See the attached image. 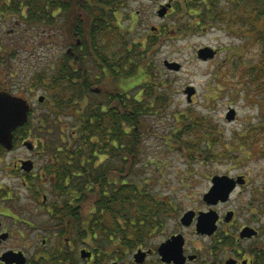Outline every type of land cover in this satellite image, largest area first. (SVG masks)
Masks as SVG:
<instances>
[{"label": "trees", "instance_id": "obj_1", "mask_svg": "<svg viewBox=\"0 0 264 264\" xmlns=\"http://www.w3.org/2000/svg\"><path fill=\"white\" fill-rule=\"evenodd\" d=\"M124 1L0 0V88L12 91L7 83L17 50L22 45L33 51L41 47L43 54L29 79L32 87L48 91L40 104L45 109L37 114L31 109L19 129L46 141L48 156L60 164V170H53L55 191L68 198L65 204L94 207L95 220L156 222L173 207L139 180L136 164L148 131L145 115L164 112L168 93L161 89V79L155 82L146 56L155 39L135 42L118 22ZM175 10L174 32L220 25L254 42L257 61L245 70L242 60L236 67L264 88V0H210L208 5L203 0H177ZM227 48L235 54L233 47ZM104 79H109L110 88L102 85ZM184 115L182 125L172 132L176 137L200 126ZM257 136L264 138V120L232 137L233 157H246L252 145L263 151ZM194 140L190 145H198ZM217 141L206 140L208 158L219 156L214 150ZM250 196L257 214H264V178ZM260 221L254 252L257 264H264Z\"/></svg>", "mask_w": 264, "mask_h": 264}, {"label": "rangeland", "instance_id": "obj_2", "mask_svg": "<svg viewBox=\"0 0 264 264\" xmlns=\"http://www.w3.org/2000/svg\"><path fill=\"white\" fill-rule=\"evenodd\" d=\"M223 3L228 4V0ZM156 6L157 2L125 0L117 12L118 22L135 42L144 41L148 34V39H155L146 56L152 62L155 82L161 79V89L168 93L164 112L145 115L148 131L143 133L136 170L139 180L146 181L147 188L170 209L203 208L202 195L215 174L245 175L253 187L264 178V150L258 151L252 145L246 150V157L234 158V148L229 144L236 133L251 131L264 120V88L258 87L250 74L243 73L257 61L259 48L240 33L229 32L220 25L174 32L171 27L174 17H158ZM151 26L157 29L152 31ZM234 29L238 32L237 27ZM206 45L222 50L204 60L196 51ZM227 46L233 47L235 54ZM44 50L46 53L47 47ZM17 51L7 84H11L13 92L31 96L35 102L34 114L40 113L45 108L37 105L36 98L41 95L45 98L48 91L44 87H32L29 77L37 67L42 48L33 51L30 46L22 45ZM240 61L245 66L243 71L236 67ZM165 62L178 67H168ZM108 80L102 81L107 89L111 87ZM230 109L235 116L229 121L226 113ZM184 114L200 126L176 137L172 132L182 125ZM206 132L209 134L205 135ZM36 137L31 134L30 139ZM214 138L218 140L214 150L219 156L208 158L205 142ZM191 139L198 145H190ZM256 141L260 143L257 146H264V138L257 136ZM228 152H232V157L227 156ZM248 190H234L226 206L240 212V222L256 211L254 208L251 213L247 206L253 200ZM256 216L258 225L264 214L256 211Z\"/></svg>", "mask_w": 264, "mask_h": 264}, {"label": "flooded vegetation", "instance_id": "obj_3", "mask_svg": "<svg viewBox=\"0 0 264 264\" xmlns=\"http://www.w3.org/2000/svg\"><path fill=\"white\" fill-rule=\"evenodd\" d=\"M146 1L157 2L156 14L165 7L160 18L176 12L177 0ZM213 48L215 54L222 50ZM0 89L26 99L29 111L36 110L31 96ZM36 100L40 106L42 101ZM19 128L13 130L10 147L0 143V264H257L252 201L247 206L253 216L243 222L238 210L226 207L230 196L214 204L203 201V208H173L156 222L95 220L94 207L64 203L68 198L54 186L53 170H60V164L48 156L46 141L30 139V130L25 135ZM243 176L234 190L248 188L251 195L255 186ZM188 210L193 214L185 223L181 218ZM208 210L218 214L216 229L200 233L198 217ZM244 227L257 233L241 237Z\"/></svg>", "mask_w": 264, "mask_h": 264}, {"label": "water", "instance_id": "obj_4", "mask_svg": "<svg viewBox=\"0 0 264 264\" xmlns=\"http://www.w3.org/2000/svg\"><path fill=\"white\" fill-rule=\"evenodd\" d=\"M165 13V7L162 6L158 9V16L162 17ZM216 50L211 46H202L197 49V56L201 59L212 58ZM166 66L177 68L178 65L174 63H168ZM95 90H98L95 88ZM39 101L44 100V96H39ZM29 103L26 99L8 93L5 90H0V143L5 144V146L10 147L13 130L18 126L23 125L28 116ZM235 112L233 109H230L226 113L227 120H233ZM211 185L208 190L202 195V199L207 204H214L217 201H225L230 196L231 192L236 188V184L244 182V176L238 175L237 177H231L228 175H218L215 174L210 179ZM193 211L188 210L184 213L181 220L185 223H188ZM218 219V214L214 210H208L207 212L200 213L197 220V231L200 233L210 234L216 229V221ZM257 231L254 228L244 227L240 231V236L250 237L255 235ZM180 245V244H179Z\"/></svg>", "mask_w": 264, "mask_h": 264}]
</instances>
